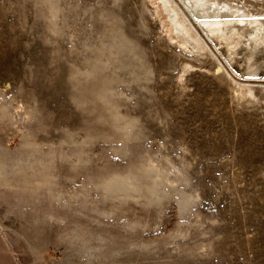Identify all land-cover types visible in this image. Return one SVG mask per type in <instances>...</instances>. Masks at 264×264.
<instances>
[{
	"label": "rangeland",
	"instance_id": "rangeland-1",
	"mask_svg": "<svg viewBox=\"0 0 264 264\" xmlns=\"http://www.w3.org/2000/svg\"><path fill=\"white\" fill-rule=\"evenodd\" d=\"M150 2L0 0V231L24 264H264V51L247 75L174 0L191 54Z\"/></svg>",
	"mask_w": 264,
	"mask_h": 264
},
{
	"label": "bare ground",
	"instance_id": "bare-ground-1",
	"mask_svg": "<svg viewBox=\"0 0 264 264\" xmlns=\"http://www.w3.org/2000/svg\"><path fill=\"white\" fill-rule=\"evenodd\" d=\"M150 1L157 7L155 13L163 20L162 24L169 36L177 39L179 47L197 56L207 52L197 28L189 22L184 12L182 16L178 8L174 7V0ZM181 1L229 64L240 58V62L246 63L247 75L253 76L257 72L259 67L254 56L258 51H264V18L256 11L258 6H264V0H260L259 5L254 0ZM242 3L250 5L252 9L240 6ZM236 91L239 92L240 100L250 101L253 97V91L242 83H239Z\"/></svg>",
	"mask_w": 264,
	"mask_h": 264
},
{
	"label": "crops",
	"instance_id": "crops-1",
	"mask_svg": "<svg viewBox=\"0 0 264 264\" xmlns=\"http://www.w3.org/2000/svg\"><path fill=\"white\" fill-rule=\"evenodd\" d=\"M0 264H24L0 231Z\"/></svg>",
	"mask_w": 264,
	"mask_h": 264
},
{
	"label": "water",
	"instance_id": "water-1",
	"mask_svg": "<svg viewBox=\"0 0 264 264\" xmlns=\"http://www.w3.org/2000/svg\"><path fill=\"white\" fill-rule=\"evenodd\" d=\"M256 14L263 15L261 17H264V6L261 7V10L257 11Z\"/></svg>",
	"mask_w": 264,
	"mask_h": 264
}]
</instances>
